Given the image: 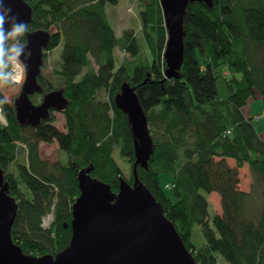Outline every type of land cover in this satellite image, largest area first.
Instances as JSON below:
<instances>
[{"label": "trees", "instance_id": "1", "mask_svg": "<svg viewBox=\"0 0 264 264\" xmlns=\"http://www.w3.org/2000/svg\"><path fill=\"white\" fill-rule=\"evenodd\" d=\"M24 1L32 8L27 30L51 33L38 83L48 92L62 89L68 105L61 112L64 130L55 116L37 126L21 125L0 87L6 121L0 122V166L18 202L13 241L34 256L56 255L69 245L83 169L114 193L121 177L134 182L132 127L115 103L128 83L153 141L148 168L138 165V177L163 205L196 263L219 264L221 255L229 264H264V134L244 114L256 91L264 106V0L189 3L184 61L179 77L170 79L165 78L168 32L160 0H137L141 37L125 30L119 38L107 14L119 0ZM26 42V32L0 42V86L15 47ZM60 44L56 88L43 73L48 52ZM116 49L127 56L119 66ZM53 142L65 160L41 157L40 144ZM245 166L248 191L240 188ZM212 193L220 196V214L210 211Z\"/></svg>", "mask_w": 264, "mask_h": 264}, {"label": "water", "instance_id": "2", "mask_svg": "<svg viewBox=\"0 0 264 264\" xmlns=\"http://www.w3.org/2000/svg\"><path fill=\"white\" fill-rule=\"evenodd\" d=\"M213 0H160L168 32L164 53L165 78H178L184 61V17L189 3ZM8 12L3 29L5 43L15 23L28 25L32 8L24 0H0ZM27 42L15 47L25 69V81L13 105L21 125L37 126L50 119V111L62 112L68 105L63 90H53L35 105L31 97L41 94L38 83L43 66V52L51 33L26 30ZM115 103L128 117L132 127L136 161L134 182L120 178L119 192L110 184L92 177L89 170L79 174L80 195L73 204L69 245L56 255L34 256L23 251L11 236L18 202L9 194L10 185L0 166V264H197L174 223L167 218L163 205L138 177L137 166L148 168L153 141L148 118L135 88L122 85Z\"/></svg>", "mask_w": 264, "mask_h": 264}, {"label": "rangeland", "instance_id": "3", "mask_svg": "<svg viewBox=\"0 0 264 264\" xmlns=\"http://www.w3.org/2000/svg\"><path fill=\"white\" fill-rule=\"evenodd\" d=\"M141 6L139 5V2L137 0H119L117 5H112L107 7V14L108 18L111 22V24L114 27L116 36L119 38L123 35L125 30H130L132 31L135 35L141 37L140 34V26H141V21H140V16L139 13L141 11ZM143 41V40H141ZM61 50H62V44H60L57 48L54 50L48 52V59L45 62V67H44V73H43V78L46 82H51L53 83L54 86L59 87L60 80L59 78L53 74V71L55 68L58 67V63L60 61V55H61ZM142 51L144 54L148 55L149 49L146 46L142 47ZM116 56H117V65L119 66L124 58H127L126 54L120 51L119 49H116ZM44 60V59H43ZM139 62L138 60H136ZM44 63V62H43ZM1 67V65H0ZM24 67V66H23ZM24 72L25 69L23 68ZM11 72L9 73V77H5V82L1 84V90L5 96V98L13 104L14 99L19 95L20 93V88L22 84L24 83L25 79L21 81V83H13L10 77L13 75L12 68L10 70ZM23 73V77H24ZM9 78V79H8ZM9 81V82H7ZM100 98L106 99L105 95H100ZM33 100V99H32ZM41 99L39 96L36 97L35 100H33L34 104L40 103ZM244 114L247 116L253 118V123L255 124L256 128L258 131L262 134H264V106H263V101L259 95V93L256 91L254 97H252L247 106L244 107ZM55 124L57 127L61 130H64V117L63 114L60 112H55ZM0 122L2 124H5V118L2 116L1 111H0ZM40 154L41 157L45 160L49 161H56V160H65L66 155L64 152H62L56 142L53 143H41L40 144ZM124 163V162H123ZM233 164V162H231ZM125 170L127 171V175L129 177V167L128 165H124ZM240 177H241V185L240 188L245 190L248 188L249 185V174L247 171V166L243 168L240 172ZM164 181V178L163 180ZM165 182V181H164ZM209 200L211 204V209L210 211L212 213H221V200L220 196L217 193H212L209 195ZM51 215H48L44 219V226H49L51 222ZM196 231H199V227L196 228ZM218 257V262L219 264H229L221 255H217Z\"/></svg>", "mask_w": 264, "mask_h": 264}, {"label": "clouds", "instance_id": "4", "mask_svg": "<svg viewBox=\"0 0 264 264\" xmlns=\"http://www.w3.org/2000/svg\"><path fill=\"white\" fill-rule=\"evenodd\" d=\"M8 12H10V10L5 11L3 7H0V42H2L3 40V29H4L6 17L8 16ZM10 23H11V31L9 32V36H8L10 40L22 36L27 30V25L22 23L21 24L15 23L14 17L11 18ZM12 61L13 63H15V56L12 57ZM19 78L20 77L18 75L16 77L17 82L19 81Z\"/></svg>", "mask_w": 264, "mask_h": 264}, {"label": "built area", "instance_id": "5", "mask_svg": "<svg viewBox=\"0 0 264 264\" xmlns=\"http://www.w3.org/2000/svg\"><path fill=\"white\" fill-rule=\"evenodd\" d=\"M18 66V67H17ZM12 68V71H13V75H11V80L13 83H21V81H23L25 79V75L23 77V73L25 74L24 70H23V64L22 62L17 58L15 57V63H13L12 59H11V62H10V68H9V71L7 72L6 76L9 77V73L11 72ZM19 75V81L17 82L16 80V77ZM1 111V109H0Z\"/></svg>", "mask_w": 264, "mask_h": 264}, {"label": "flooded vegetation", "instance_id": "6", "mask_svg": "<svg viewBox=\"0 0 264 264\" xmlns=\"http://www.w3.org/2000/svg\"><path fill=\"white\" fill-rule=\"evenodd\" d=\"M55 90H62V89L57 88V89H55ZM50 92H51V91H50ZM47 93H49V92L42 88V93H41V94H35V95H33V96L31 97V100H32V99L35 100L36 97L39 96L40 99H41V101H40V103H41L42 100H43L44 95L47 94ZM33 100H32V102H33ZM40 103H38V104H40ZM38 104H35V105H38ZM55 112H58V111L51 110V111H50V117L54 116V113H55ZM60 113H61V112H60ZM61 114H62V113H61ZM45 121H46V120H45Z\"/></svg>", "mask_w": 264, "mask_h": 264}, {"label": "crops", "instance_id": "7", "mask_svg": "<svg viewBox=\"0 0 264 264\" xmlns=\"http://www.w3.org/2000/svg\"><path fill=\"white\" fill-rule=\"evenodd\" d=\"M245 115H246V114H245ZM246 116H247V115H246ZM247 117H248V116H247ZM258 132H259V131H258ZM259 134H260V135H263V134H262V133H260V132H259ZM229 162L231 163V160H229ZM243 168H245V167H243ZM243 168H242V169H243ZM242 169H240V172H241V170H242ZM247 171H248V174H249L248 167H247ZM240 178H241V177H240ZM249 179H250V174H249ZM250 184H251V179L249 180V185H248V188H247V189H245L244 191H248V190L250 189ZM240 185H241V184H240ZM242 190H243V189H242Z\"/></svg>", "mask_w": 264, "mask_h": 264}]
</instances>
